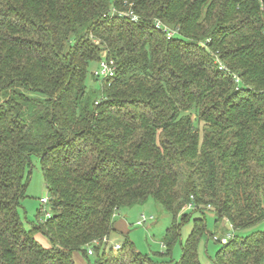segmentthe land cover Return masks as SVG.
Here are the masks:
<instances>
[{
	"label": "trees",
	"instance_id": "obj_1",
	"mask_svg": "<svg viewBox=\"0 0 264 264\" xmlns=\"http://www.w3.org/2000/svg\"><path fill=\"white\" fill-rule=\"evenodd\" d=\"M32 157L51 212L28 230ZM150 199L173 217L161 262L110 246ZM207 212L234 231L215 264H264V229L240 237L264 225V0H0V264H202Z\"/></svg>",
	"mask_w": 264,
	"mask_h": 264
},
{
	"label": "rangeland",
	"instance_id": "obj_2",
	"mask_svg": "<svg viewBox=\"0 0 264 264\" xmlns=\"http://www.w3.org/2000/svg\"><path fill=\"white\" fill-rule=\"evenodd\" d=\"M99 64L91 63L89 66V74L87 77V85L89 88L99 89L100 83L95 82L94 73ZM26 193L20 203L19 212L22 217L24 227L31 229L37 224L38 216L46 218V212L50 213V205H44L41 200L49 199L48 189L42 172L40 161L37 157L31 158L30 174L26 176ZM42 209V213L39 211ZM190 218L181 226L182 241L185 242L191 234L194 226V218L198 216L193 209L186 208ZM117 220H124L128 224V231L124 234L115 232L110 237V246L122 245L125 237L128 236L129 241L133 244L135 250L144 256L150 257L155 262H161L163 258L160 255L167 252V248L163 247L164 239L167 230L173 223V217L161 205L157 204L153 199H150L143 206H134L132 208H123L117 213ZM180 221V217L178 219ZM145 221V222H144ZM139 222H143L139 225ZM207 230L203 236L199 246V258L202 264H215V258L221 245L210 235H216L219 238H233L234 231L227 221L223 220L216 224V218L211 212L206 214ZM264 225H259L257 228L242 232L240 237H246L254 230H263ZM47 241L46 239H44ZM110 248V247H109ZM182 254L180 242L173 249V258L176 262L179 261ZM76 255H74L75 257ZM79 254V258H80ZM82 259H85L81 256ZM78 259V256L77 258ZM87 260V259H86ZM91 262L94 258H90Z\"/></svg>",
	"mask_w": 264,
	"mask_h": 264
},
{
	"label": "built area",
	"instance_id": "obj_3",
	"mask_svg": "<svg viewBox=\"0 0 264 264\" xmlns=\"http://www.w3.org/2000/svg\"><path fill=\"white\" fill-rule=\"evenodd\" d=\"M126 16H129V17H133L134 20H136V16L134 13H127V14H124ZM99 66L97 68V70L95 71L94 75L99 79V80H105V79H108V78H111V77H114L115 74H116V63L114 60H109L107 58H103L102 61H100L99 63ZM41 203L44 204V205H47L49 203V199L47 198H44L41 200ZM192 209V206H189L188 209ZM46 216L49 217L50 216V213H47L46 212ZM145 222V221H144ZM143 222H139V225H141ZM230 238V237H229ZM228 237L226 238H219L218 236H214V240L222 245H225L229 242V239ZM113 248L115 251H118L120 250L121 248V245L119 244H116V245H113ZM89 254L90 255H93V250H90L89 251Z\"/></svg>",
	"mask_w": 264,
	"mask_h": 264
},
{
	"label": "crops",
	"instance_id": "obj_4",
	"mask_svg": "<svg viewBox=\"0 0 264 264\" xmlns=\"http://www.w3.org/2000/svg\"><path fill=\"white\" fill-rule=\"evenodd\" d=\"M116 231L119 232L120 234H124L125 231L127 232L128 230V224L124 220H117L116 218V224H115ZM37 239L42 243L43 246L49 248L50 244L48 241H45L43 237L37 236ZM76 255L74 258V261L76 264H86L85 259H82L81 256L79 258V253L74 254ZM78 256V259H76Z\"/></svg>",
	"mask_w": 264,
	"mask_h": 264
}]
</instances>
